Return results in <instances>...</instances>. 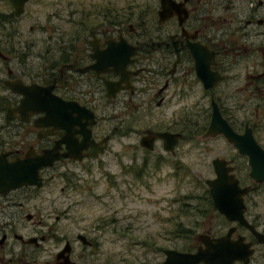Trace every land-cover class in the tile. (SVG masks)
Listing matches in <instances>:
<instances>
[{"label":"flooded vegetation","instance_id":"obj_1","mask_svg":"<svg viewBox=\"0 0 264 264\" xmlns=\"http://www.w3.org/2000/svg\"><path fill=\"white\" fill-rule=\"evenodd\" d=\"M94 8L87 24L77 19L83 29L61 42L47 41L56 47L0 48V264H90L98 243L86 231L95 225H82L71 237L65 232L80 222L72 209L84 198L70 191L78 175L59 168L96 159L113 137L123 140L110 151L123 176L109 175L108 188L122 202L151 184L193 182L199 189L170 197L172 228L184 233L187 244L162 249V260L167 249L209 248L195 264H264V180L250 176L247 156L222 135L205 134L217 115L235 135L249 132L264 150V127L249 117L264 110V0ZM31 85L41 88L50 111L20 107L23 86ZM58 99L93 113L86 138L73 123L74 110L58 108ZM103 110L106 130L96 125ZM89 142L101 152L89 156ZM51 149L59 156L38 168L39 184L10 187V163ZM54 181L58 202L46 208L48 196L41 191ZM176 206L183 220L173 216ZM121 209L103 222L116 224ZM48 218L56 223H46ZM48 241L50 253L43 245ZM40 252L46 256L39 258Z\"/></svg>","mask_w":264,"mask_h":264},{"label":"rangeland","instance_id":"obj_2","mask_svg":"<svg viewBox=\"0 0 264 264\" xmlns=\"http://www.w3.org/2000/svg\"><path fill=\"white\" fill-rule=\"evenodd\" d=\"M140 1L152 2V0H29L23 5V12L18 17L13 16L10 23L3 22L4 19L0 16V48H23L28 45L35 51H40L46 47L45 45L56 47L58 44H48L47 41L58 43L61 42L60 38H69L74 33L75 23L80 16L84 24L88 23L94 6L96 11L108 10L110 5L115 8L130 5L135 8ZM10 13H12L10 1L0 0V15ZM46 37L50 39L45 40ZM100 105L103 106V103ZM263 112L264 110H259L257 118L249 116L250 121L264 127ZM98 115L100 118L97 120V127L108 129L106 121L101 120L104 110L98 111ZM122 142L121 138L113 137L107 143L106 150L96 159L80 164H66L59 168L69 177L78 175V184H73L70 191L74 193L73 197L78 195L84 198L80 200L82 202L80 206L76 205L75 209H72L80 222L77 226L69 224L65 232L71 237L79 232L78 227L95 225V230L86 231V234L98 243L97 252L91 258L90 264H158L162 260V249L181 250L187 244L183 239L184 233L172 228L174 219L170 220L171 206L168 208L170 197L175 195L178 199L185 191L195 192L199 189L193 182L151 184L149 190L140 189L137 197H129L122 202L115 194H109L112 190L108 188L109 175L117 176L118 180L123 176L120 162H116L110 156L113 153L110 151L116 149ZM197 170L193 167L192 173L198 175ZM58 188L59 183L54 181L50 187L42 189L41 195L48 196L43 204L46 208L55 207L57 204ZM157 197L162 199L157 200ZM120 205L122 209L114 214L119 221L116 224L103 222L104 219H108L109 213L113 209H119ZM122 215L125 218H120ZM173 216L175 219L183 220L185 215L177 213L176 206ZM95 221L105 226L97 228ZM45 222L56 223L52 218L45 219ZM56 234L61 232L56 230ZM43 245L44 249L50 250L49 253L53 250L51 241ZM42 256L45 257L46 253L40 252L39 258Z\"/></svg>","mask_w":264,"mask_h":264},{"label":"water","instance_id":"obj_3","mask_svg":"<svg viewBox=\"0 0 264 264\" xmlns=\"http://www.w3.org/2000/svg\"><path fill=\"white\" fill-rule=\"evenodd\" d=\"M29 0H10L12 13L14 17H18L23 12V5ZM31 87V88H30ZM25 89H31V95L25 94ZM41 88L36 85L23 86L22 93L24 94L23 99L20 102V107L31 106L32 112L40 111H50V105L46 107V102L40 93ZM26 97V98H25ZM31 97V98H29ZM56 106L66 112L67 109H73L76 113V118L73 121L79 128H82V135L84 138L89 135V127L94 124L95 119L91 111L85 109L82 106H78L72 102H66L61 100H56ZM69 123H66L64 127L66 128ZM86 126V128H85ZM210 130H214L216 133L222 135L227 142L233 144L241 154L247 156V164L250 168L249 174L256 181L264 180V150L261 149L256 142L253 140L249 132H244L242 135H235L226 124V122L219 116L211 117L210 122L207 127V132L209 134ZM104 138L100 143L104 142ZM92 146V152L89 156H94L101 152L102 147H98L97 151L96 144L94 142H89ZM59 155L53 150L42 151L40 155L33 156L32 158H26L22 161H15L9 164L8 177L10 187H16L21 184H39L37 179V170L41 166L50 165V163L55 160ZM61 156L66 157L67 152L61 153ZM81 157H77L79 159ZM222 250L235 251L234 248L230 249L228 247ZM211 249L207 250L196 249L192 253L179 252L172 249L164 250V258L161 264H195L208 255Z\"/></svg>","mask_w":264,"mask_h":264},{"label":"trees","instance_id":"obj_4","mask_svg":"<svg viewBox=\"0 0 264 264\" xmlns=\"http://www.w3.org/2000/svg\"><path fill=\"white\" fill-rule=\"evenodd\" d=\"M5 1V0H4ZM8 1H10V0H8ZM1 16V18H3L4 19V21L3 22H6V23H10V21L13 19V14L12 13H10V14H6V15H4V14H2V15H0ZM2 22V21H1ZM76 25V26H75ZM74 26V30H73V32H76V31H78V30H81V29H83V27H81L80 25H79V23H76Z\"/></svg>","mask_w":264,"mask_h":264}]
</instances>
